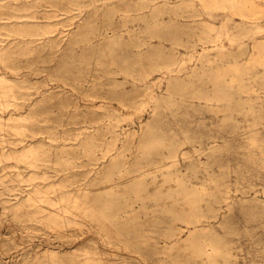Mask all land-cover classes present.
Segmentation results:
<instances>
[{
	"label": "rangeland",
	"instance_id": "rangeland-1",
	"mask_svg": "<svg viewBox=\"0 0 264 264\" xmlns=\"http://www.w3.org/2000/svg\"><path fill=\"white\" fill-rule=\"evenodd\" d=\"M9 2L0 264H264V0Z\"/></svg>",
	"mask_w": 264,
	"mask_h": 264
},
{
	"label": "bare ground",
	"instance_id": "bare-ground-1",
	"mask_svg": "<svg viewBox=\"0 0 264 264\" xmlns=\"http://www.w3.org/2000/svg\"><path fill=\"white\" fill-rule=\"evenodd\" d=\"M242 5L243 6H245L246 8H247V6H254V4H255V2H254V0H242ZM13 3L12 2H9V3H6V4H4V3H2V4H0V16L1 15H3L4 13H5V9H11V8H13ZM1 19V18H0ZM20 22H18L17 24L18 25H20L22 28H23V30L24 31H27L29 28H30V26H28L27 24H26V22L25 23H23V24H19ZM0 25H2V24H0ZM20 33V32H19ZM42 38H37V39H35L33 42H34V50H36V49H38L39 47H40V45L41 44H43L42 42ZM44 42V41H43ZM48 42L49 43H52L53 42V38H48ZM9 43L11 44L12 42H10L9 41ZM9 44V45H10ZM44 45V44H43ZM43 45H42V47H43ZM5 52H6V50L2 47V46H0V59H3L2 57H3V55H5ZM150 88V87H149ZM149 88H146V89H149ZM0 93H3L5 96L6 95H10V94H12V87L8 84V82H7V80L6 79H0ZM4 104V102L2 101V100H0V105H3ZM20 116V115H19ZM10 120H12L13 122H17L18 121V119H16V117L14 118L13 116L10 118ZM16 124V123H15ZM15 127H20L18 124H16L15 125ZM29 147H31L30 145L29 146H26L24 149L25 150H23L22 152V154H21V156H25L26 155V153H28V152H30L31 153V150L32 149H28ZM14 155H17L18 154V152H16V151H14V153H13ZM8 157H11V156H7V158L6 159H8ZM25 157H28V156H25ZM160 162H163L162 160H160L159 159V161H156L155 162V164H156V169H160L163 165L162 164H160ZM159 164V165H158ZM144 173L143 172H141L138 176H136L134 179H137V178H139V177H141L142 175H143ZM32 193H34L35 195H40V194H43V192H42V190L41 189H33L32 190ZM40 196H42V195H40ZM40 199H43V196L40 198ZM58 208H61V206H59ZM39 212H37V211H35V213L34 214H32L31 216H36L37 214H38ZM27 216H30V215H27ZM56 216H62V214L61 215H56ZM57 217H55L54 218V220H52V222L53 223H56V224H58V225H63V224H65V223H67L68 221H67V219H65L64 217H62L61 219H56ZM49 219H51V218H49ZM209 227V226H208ZM193 230V232H197V231H199V230H205L206 229V227L205 226H203V225H198V224H195L194 225V227L192 228Z\"/></svg>",
	"mask_w": 264,
	"mask_h": 264
}]
</instances>
